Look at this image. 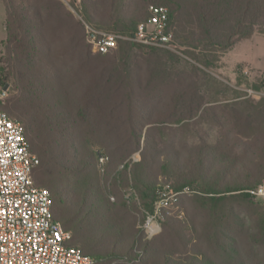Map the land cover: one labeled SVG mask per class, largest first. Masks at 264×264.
I'll return each mask as SVG.
<instances>
[{"label": "trees", "instance_id": "obj_1", "mask_svg": "<svg viewBox=\"0 0 264 264\" xmlns=\"http://www.w3.org/2000/svg\"><path fill=\"white\" fill-rule=\"evenodd\" d=\"M59 4L58 0H39L32 7L36 23L29 25L5 3L7 40L0 74L16 94L1 102L0 109L23 128L29 151L38 159L33 182L49 192L54 221L71 235L68 246L90 257L92 264H114L115 260L126 264H196V259L202 264H255L257 249L264 254V204L244 191L264 179V132L257 130L264 123V98L256 104L245 100L218 105L234 125H245L242 131L237 130L236 139L258 152L256 158L245 157L251 153L244 150L227 152L200 139L186 151L183 164L178 152L160 153L154 160L144 129L164 119L149 113L139 97L151 91L156 94L161 88L151 79L154 69L145 74L148 79L141 78L140 59L132 48L148 50L149 60L166 56L173 71V62L188 63L190 72L184 76L188 85L175 71L178 93L165 108L181 112L176 113L177 121L194 118L203 108L210 111L204 107L208 100L197 92L198 73L215 67L219 56L240 41L264 36V0H82L88 24L122 37L133 35L138 24L148 19L150 6L167 8L166 33L176 53L119 40L113 51L116 62L92 54L84 26ZM49 31L59 33L62 41L54 42ZM54 59L59 64L55 65ZM240 68L237 79L241 78ZM168 75L161 73L162 77ZM158 103L150 109L155 111ZM140 149L141 159L133 162L130 157ZM101 157L107 158L104 164ZM159 178L165 179L163 187L168 185L176 192L189 188L198 195L195 201L207 210L203 209L210 219L206 220L207 245L217 250L220 262L194 252L196 245L191 243L183 255L172 256L166 243L186 229L176 233L169 217L163 235L144 238L143 225L155 212ZM228 202L248 209L251 230H247L245 240L230 238L229 224L234 226L233 220L240 214L226 211ZM209 205L218 206L221 212L208 209ZM259 264H264V255Z\"/></svg>", "mask_w": 264, "mask_h": 264}, {"label": "rangeland", "instance_id": "obj_2", "mask_svg": "<svg viewBox=\"0 0 264 264\" xmlns=\"http://www.w3.org/2000/svg\"><path fill=\"white\" fill-rule=\"evenodd\" d=\"M38 1L39 0H0V63H2L1 59L5 57L7 40V10L5 8V3L9 4V9L19 12V14L24 18V21L31 25L36 21V19L34 20L35 16L33 15L32 7L33 5L38 4ZM55 1L57 2V0ZM58 3H60L59 5L66 13H68L67 11H70L62 2L58 1ZM70 5L75 9L74 4L70 3ZM28 27L30 28V26ZM49 34L50 38L57 44L62 41L61 37H59V33L56 31H49ZM156 49L160 52L176 53V49L174 47H170V45L167 47H158ZM147 51L148 50L139 47L132 48L134 55L139 56L140 59L138 64L140 66L139 71L141 78L144 76L143 80L148 79L146 75L150 69H154L151 73L154 77L151 79L153 80L154 85L161 88V90L156 92V94H153L151 91V93L144 94V96L139 97V103L143 106L145 105L146 109L150 111L149 113H153L156 116L161 115V118L164 119L163 121H158V124L151 126L148 125L146 129H144V136H146V133L150 139L149 149H153L152 153L154 154V160H157V156L160 153L166 152L170 154L178 152L181 157H183L180 160V164H183L184 159L187 158L186 151L199 144L202 140L208 144L219 145L227 152L230 150H236L237 152L244 150L245 152L251 153L248 155L245 154V157L253 155V157L256 158L258 156V152L255 154V151H253L252 148H249L246 141L236 139V137L238 138L239 136L237 130L242 131L243 128H245V125H234L227 113L218 108V105L224 103L225 101L226 103H231L234 101L248 100L256 104L264 98V72L259 69L251 68L249 65L253 61L254 52V46L251 40L247 39L240 41L230 52L223 56L216 55V60L218 56L219 58L218 62L214 63L215 67H209L206 69L202 68L197 77V81L199 82L197 84V86H199L197 92L208 100L209 104L204 107H208L210 111L204 112L203 108L194 118L182 119L180 121H177L179 117L177 114L181 112H178L173 107L171 109L165 108V105L167 103L170 104V99L178 93L177 82L179 80L175 75V71L181 75L180 77L185 85L189 83V81L188 78H185L184 76L186 73L190 72V67L188 63L183 61H179V63L176 64L173 62V68L175 70L173 71L169 68L171 62L166 56H161L160 59L157 60H149L150 57L149 54H147ZM54 52H58L56 47H54ZM92 54L94 56L103 57L111 62L118 61L116 51L107 55H100L93 52ZM54 58H56V54ZM54 64L57 65L59 62L55 60ZM0 66V69L3 70L2 68L4 63ZM238 66L241 67V78L239 79H237L236 75ZM162 72L166 73V75H170L162 77ZM5 84L8 85L9 91L3 102H5L12 95L16 94L11 83L8 82ZM255 86L258 87L259 90L256 91ZM151 96L156 99L152 100ZM222 99L226 100H223V102H216ZM157 102L161 103L155 105V111L151 110L150 106H153V104H156ZM125 107L126 103L125 105H121V114H124L126 110ZM210 112L212 113L211 115ZM8 115L11 116L9 113ZM169 117L170 121L168 119ZM153 119L155 118L153 117ZM258 129L261 130L260 132H264V123L259 124V126H257V130ZM145 140L146 137L143 139L142 148ZM99 150L104 152L102 149ZM141 154L142 149L134 153L130 159L133 162H138L141 159ZM72 162L75 161L72 160ZM157 173L158 171L155 174ZM164 182L165 179H158V190L163 188L162 184H164ZM190 188L195 190V187ZM197 196L198 195H194L192 193L183 194L182 196H179L176 203H172L167 208L159 209L155 221V226L158 228L157 234L153 237H148L147 234H144V238L147 240H153L155 237L163 235L164 229L167 227L166 222L168 219L166 218L169 217L170 226L176 227L171 229L176 233L179 230H182V228L186 229L185 231H182V234L178 238L173 240L170 238V242L166 243V247H170L168 250H170V254L172 256L175 257L177 254L183 255L184 250L189 247L191 243L196 245L194 252H198L220 262L221 257L216 254L217 250L211 247L209 248L207 245L208 235L206 233H208L209 226L206 225V222L209 223V221L206 220L210 219L208 218V214L203 211L204 208H200V205L195 201V197ZM233 205V203L228 202L227 205L224 206V209L229 212H233V210H235L236 213L240 214V216L238 220H233L235 222L234 226L229 224L230 229L228 233L231 234L230 238L236 236L237 240H243L245 237L244 235L248 233L247 230H251L250 215L247 211L248 209H241ZM208 209L212 211L218 209L221 212V209L218 206L214 207L209 205ZM204 210L207 211L206 209ZM138 227H141V225ZM189 250H191V248H189ZM257 250L258 254H255L253 257L255 264H259V258L264 255L261 254L260 249ZM123 260L125 261V259ZM115 261L116 262H114V264H126L123 263V261ZM135 264H137V262H135ZM196 264H202V262H198L196 259Z\"/></svg>", "mask_w": 264, "mask_h": 264}, {"label": "built area", "instance_id": "obj_3", "mask_svg": "<svg viewBox=\"0 0 264 264\" xmlns=\"http://www.w3.org/2000/svg\"><path fill=\"white\" fill-rule=\"evenodd\" d=\"M58 1L82 23L93 53L110 54L117 48L119 40L143 47L170 45L165 7L150 6L148 19L138 24L133 35L122 37L88 24L83 17L82 0ZM8 91L0 74V103ZM106 160L101 157L99 161L104 164ZM37 165L38 159L29 151L22 126L0 109V264H92L90 257L68 246L71 235L64 231L60 222L54 221L49 192L36 187L32 179ZM188 193H191L189 188L176 192L168 185L159 190L155 212L143 225L148 237L158 232L155 226L158 210L176 203L179 196ZM244 193L264 204V179Z\"/></svg>", "mask_w": 264, "mask_h": 264}, {"label": "crops", "instance_id": "obj_4", "mask_svg": "<svg viewBox=\"0 0 264 264\" xmlns=\"http://www.w3.org/2000/svg\"><path fill=\"white\" fill-rule=\"evenodd\" d=\"M248 40H251L254 46L253 61L249 65L264 72V36L253 35Z\"/></svg>", "mask_w": 264, "mask_h": 264}]
</instances>
